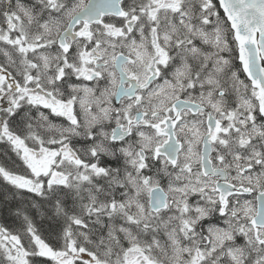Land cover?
Returning <instances> with one entry per match:
<instances>
[{
  "label": "snow or ice",
  "instance_id": "6c2138e0",
  "mask_svg": "<svg viewBox=\"0 0 264 264\" xmlns=\"http://www.w3.org/2000/svg\"><path fill=\"white\" fill-rule=\"evenodd\" d=\"M0 264H264V0H0Z\"/></svg>",
  "mask_w": 264,
  "mask_h": 264
}]
</instances>
